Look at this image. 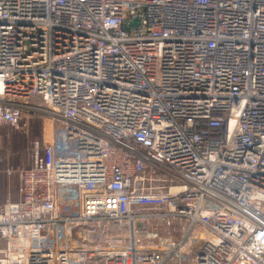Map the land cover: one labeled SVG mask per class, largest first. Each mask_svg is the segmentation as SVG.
<instances>
[{
    "label": "built area",
    "instance_id": "2783aa9c",
    "mask_svg": "<svg viewBox=\"0 0 264 264\" xmlns=\"http://www.w3.org/2000/svg\"><path fill=\"white\" fill-rule=\"evenodd\" d=\"M26 110L0 264H264V0H0V129Z\"/></svg>",
    "mask_w": 264,
    "mask_h": 264
},
{
    "label": "rangeland",
    "instance_id": "374dc122",
    "mask_svg": "<svg viewBox=\"0 0 264 264\" xmlns=\"http://www.w3.org/2000/svg\"><path fill=\"white\" fill-rule=\"evenodd\" d=\"M32 104L40 106V110L45 109L40 100ZM54 128L55 124L48 115L26 110L18 127L0 129V202L8 197L19 200V172L31 164L35 142H50ZM7 170L13 173L7 175Z\"/></svg>",
    "mask_w": 264,
    "mask_h": 264
},
{
    "label": "crops",
    "instance_id": "0c3cea01",
    "mask_svg": "<svg viewBox=\"0 0 264 264\" xmlns=\"http://www.w3.org/2000/svg\"><path fill=\"white\" fill-rule=\"evenodd\" d=\"M32 162H33V159H32ZM32 162H31V164L28 166V167H30L31 165H32ZM7 174V173H6ZM8 175V174H7ZM4 183H7L6 182V180H4ZM2 196H5V194H4V192L2 191ZM9 199V197L8 198H6V200H8ZM11 199V198H10ZM6 200H4V201H2V202H5ZM14 201H17V200H14Z\"/></svg>",
    "mask_w": 264,
    "mask_h": 264
}]
</instances>
